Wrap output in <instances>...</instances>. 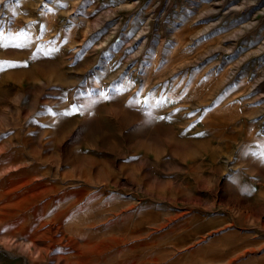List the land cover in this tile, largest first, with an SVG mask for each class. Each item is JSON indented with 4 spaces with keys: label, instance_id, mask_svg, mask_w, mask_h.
<instances>
[{
    "label": "rangeland",
    "instance_id": "1",
    "mask_svg": "<svg viewBox=\"0 0 264 264\" xmlns=\"http://www.w3.org/2000/svg\"><path fill=\"white\" fill-rule=\"evenodd\" d=\"M0 37L15 65L0 70V145L44 144L50 165L38 153L25 170L46 186V215L72 201L95 211L93 250L150 213L142 248L171 249L169 264L199 248L264 264V0H0ZM8 183L0 172V203ZM73 216L39 227L29 215L46 233L34 245L0 221V264H117L141 250L50 247ZM182 229L195 230L184 248Z\"/></svg>",
    "mask_w": 264,
    "mask_h": 264
},
{
    "label": "bare ground",
    "instance_id": "2",
    "mask_svg": "<svg viewBox=\"0 0 264 264\" xmlns=\"http://www.w3.org/2000/svg\"><path fill=\"white\" fill-rule=\"evenodd\" d=\"M23 142L18 147H15L12 142L7 144L6 146L0 145V169H2L0 170V172L4 173L7 177V180L9 181L7 189L3 193V196H5L6 198L3 199L0 203V221L7 222L8 219L10 220V218H13V222L11 223L10 221L3 228L4 230L3 232L5 233H8V232L17 233L18 232L25 238L26 237L29 238V240L33 242V245H34L37 239L45 238L46 233H42L43 231L42 232L40 231L42 229L34 232L32 228L26 227L29 221L28 220L29 215H30V220H31L30 223L36 222V225H39V227H44L45 225H47L48 222L50 224L51 223L54 224L55 220L58 218L62 219V222H63V219H68L69 216L73 214L77 218L76 219L77 222H75L77 227H73L72 229L68 230L70 234L69 237L63 236V233L58 237L56 236V238L54 236L51 237V239L48 237L47 239L52 241L53 243L51 244L50 247H52L53 245V247H56L59 250H66L68 252H76L77 254H81V255L89 254V253L91 254L93 250L96 251L95 253L103 254V253L110 251L112 248L121 247L124 244H128L129 241L130 242L132 241V242H135V244H137V246H139L141 250L138 252L137 255L132 256V258L128 260L120 261L117 264H169L170 259L172 261V258H171L172 253L170 252L171 249H161V250L156 251L152 249L145 250L142 248L145 245L144 242H146V240L151 235V232L145 229L142 225L143 223L151 224L152 222H154L156 217L153 216V214L149 213L150 217L148 218L147 222H140L138 220L134 224H130V223L125 224L122 227L121 235H119L120 234L119 233L118 234L119 236L117 237L116 235H114L115 237H112L111 239L105 238L103 241V244L96 246L95 248H93V250L89 248L88 242L91 239H93L95 236L85 232L84 231L85 229L83 230V225L88 221H92V220L96 221L97 219L100 218V216H98V214L95 213V211H87V210H81V209L79 210V207L75 205L76 201L69 202V204L66 206L65 205L60 206V203L64 204V202L78 196L79 192H77V190L68 191L58 196L57 194H53L55 196L52 197L53 199L52 204L56 203L57 205L61 207V208L59 207L61 210L56 211L53 215H50V216L46 215L45 211H46L47 205H46V202H43L44 198L47 199V197H49V194L46 191L47 190L46 186L44 184H41L38 186H36L37 184L31 185L33 179L28 176L29 174L28 170H25V169L27 167L26 163L31 160V157H32V160L35 161L36 160L35 155L38 153H39L38 160L44 163L43 165L45 166L47 165V167L50 165L49 163L50 158H47L48 155H46L45 148H43L44 144H41L43 147L41 148L40 151L36 152V150H33L34 148H31L30 150H28L27 142L25 141ZM55 146L56 145H54V147L52 148L53 153L56 152V150H54ZM10 150H11L10 154H6ZM82 161H87V159H84L83 157L82 159H80L78 157L77 162H71L73 173H75L78 167L80 169L85 168V165L84 164L82 165ZM28 187L29 188L31 187L30 195L22 194L21 193L22 190L24 188L28 189ZM76 200L77 202H79V200H81V196L79 200L78 199ZM137 204H140V202L139 203L137 202ZM136 207L138 206L135 203L126 204L123 211H128L129 209H135ZM84 212L85 213L87 212V213L82 215ZM45 218H48L49 221H45ZM127 219L128 218L126 219L124 218L123 221H128ZM51 230L52 232H54V235H58V232H59L58 227L51 229ZM186 231L187 232L184 231L183 233H180L176 236L175 245L177 247L184 248L187 245H190L192 243L193 238L195 237L194 235L195 230L186 229ZM81 238L84 240V243H85L83 247L81 244L82 243ZM190 250H192V246L190 247ZM146 251L147 253H144ZM206 251H207L206 249L199 248L197 251L194 250L193 252H190L191 253L190 255H186V256L183 255V257L180 256L179 258L175 259L174 262H177L176 264H179L181 262H185V264H219L220 261L227 260L226 262H228L229 260H232L230 258L231 250H229V252L226 255H223V254L221 255L220 251H217V250H215L214 252L210 254ZM119 252L122 253L123 250L122 251L120 250ZM60 258L65 259L63 256H60ZM109 260L111 261V258H109ZM68 263L69 264H82L77 261H69V260H68Z\"/></svg>",
    "mask_w": 264,
    "mask_h": 264
},
{
    "label": "snow or ice",
    "instance_id": "3",
    "mask_svg": "<svg viewBox=\"0 0 264 264\" xmlns=\"http://www.w3.org/2000/svg\"><path fill=\"white\" fill-rule=\"evenodd\" d=\"M0 39H4L3 37H0ZM3 46H7V44H4ZM16 47H20V45H16ZM5 66H15L14 64H11L10 62L6 61H0V70H3Z\"/></svg>",
    "mask_w": 264,
    "mask_h": 264
}]
</instances>
